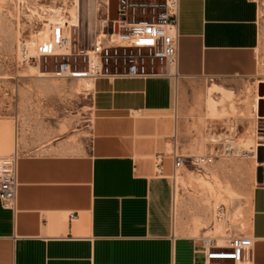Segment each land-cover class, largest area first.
Segmentation results:
<instances>
[{
	"label": "crops",
	"instance_id": "crops-1",
	"mask_svg": "<svg viewBox=\"0 0 264 264\" xmlns=\"http://www.w3.org/2000/svg\"><path fill=\"white\" fill-rule=\"evenodd\" d=\"M78 1L97 16L110 0ZM259 44L256 1L180 0L176 77L95 79L84 148L17 157L0 264H206V238L174 233L177 182L157 163L165 174L174 154L202 150L206 90L256 80ZM250 214L247 260L264 264V185Z\"/></svg>",
	"mask_w": 264,
	"mask_h": 264
},
{
	"label": "rangeland",
	"instance_id": "rangeland-1",
	"mask_svg": "<svg viewBox=\"0 0 264 264\" xmlns=\"http://www.w3.org/2000/svg\"><path fill=\"white\" fill-rule=\"evenodd\" d=\"M254 1L259 6V75L256 80L231 85L228 93L216 87L206 90L205 118L211 123H203L199 131L202 143L198 146L202 150L194 154L219 155L230 139L236 155L218 157L203 170L187 165L176 171L171 166L164 174L177 182L174 233L215 239L221 246L233 236L248 238L252 193L264 185V146L259 145L257 158L249 155L258 144H264V112L260 113L259 102L255 107V99L264 86V0ZM92 7L84 8L78 0H0V127L6 133L0 168L23 153L77 152L84 148L91 121L92 87L87 81L93 85L94 80L64 78L57 74L51 59L47 64L42 60L39 68L27 66L21 56L25 45L35 52L42 40L43 18L55 21L56 16L74 12L78 14L79 28L73 38L77 42L80 36L82 48L89 49L95 37L106 34L103 21L111 26L109 14L106 18V11L99 7L94 16ZM85 66L80 61L79 70Z\"/></svg>",
	"mask_w": 264,
	"mask_h": 264
},
{
	"label": "built area",
	"instance_id": "built-area-1",
	"mask_svg": "<svg viewBox=\"0 0 264 264\" xmlns=\"http://www.w3.org/2000/svg\"><path fill=\"white\" fill-rule=\"evenodd\" d=\"M179 12L180 0H118V18L110 20L111 26L105 27L106 40L98 42L97 36L89 49L84 50L80 36L77 42L73 38L78 32L79 21L71 26L66 21L55 22L49 26V39H42L34 54L27 45L24 46L22 63L39 68L42 60L47 64L51 59L57 74L64 78H173L178 75ZM105 14L107 18L109 3ZM115 24L118 25L117 32L114 31ZM80 61L86 65L84 70H79ZM232 144V140H226L219 155L185 158L174 154V170L187 165L203 170L211 167L218 157H234L236 148ZM258 145L264 146L263 143ZM17 157L0 171V201L7 210H15L17 205ZM157 171L160 176L164 175L162 160L157 163ZM249 248V239L243 235L229 238L225 246L215 239H206V264H249L246 256Z\"/></svg>",
	"mask_w": 264,
	"mask_h": 264
},
{
	"label": "bare ground",
	"instance_id": "bare-ground-1",
	"mask_svg": "<svg viewBox=\"0 0 264 264\" xmlns=\"http://www.w3.org/2000/svg\"><path fill=\"white\" fill-rule=\"evenodd\" d=\"M53 12L54 11H52V14H53ZM54 16H52V17H54ZM56 18L57 19L55 21H52V20H49V19H45V18H43L44 20L42 19L44 27H45V30H44V33H43V36H42V39L44 41L49 39V35H50L49 26H50V24L55 23V22H60V21H63V22L66 21L71 26V25L77 24L78 21H79L78 14H76L75 12L73 14L67 15L65 17L58 18V16H56ZM103 22H104L103 24H104V28H105L107 26V21L104 20ZM114 37H116V35H114ZM105 38H106V34L103 33L102 35L98 36L97 40H98V42H101L103 39L105 40ZM32 53L34 54L35 52L32 51ZM37 70L40 71L38 68H37ZM87 83H88V86L90 85L92 87V84H90L89 81H87ZM255 101H256L255 107H257V102H259V103L262 102V101L264 102V95L257 96ZM257 153H258L257 147L255 148V150L249 151V155L251 156V158H257ZM244 155H247V153L246 154L244 153ZM257 166H260V164L258 162H257ZM1 170H2V168H0V171Z\"/></svg>",
	"mask_w": 264,
	"mask_h": 264
},
{
	"label": "water",
	"instance_id": "water-1",
	"mask_svg": "<svg viewBox=\"0 0 264 264\" xmlns=\"http://www.w3.org/2000/svg\"><path fill=\"white\" fill-rule=\"evenodd\" d=\"M117 8H118V0H110L109 1V20L111 21H116L118 16H117ZM114 31H118V25H114ZM110 33L113 32L112 29L109 30ZM260 94L264 95V86H261L260 88ZM264 112V102H260V113L262 114ZM258 181L262 183V175L258 173Z\"/></svg>",
	"mask_w": 264,
	"mask_h": 264
}]
</instances>
